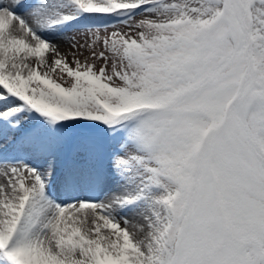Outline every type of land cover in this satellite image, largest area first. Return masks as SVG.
I'll use <instances>...</instances> for the list:
<instances>
[{"label":"snow or ice","instance_id":"6c2138e0","mask_svg":"<svg viewBox=\"0 0 264 264\" xmlns=\"http://www.w3.org/2000/svg\"><path fill=\"white\" fill-rule=\"evenodd\" d=\"M0 264H264V0H0Z\"/></svg>","mask_w":264,"mask_h":264},{"label":"rangeland","instance_id":"374dc122","mask_svg":"<svg viewBox=\"0 0 264 264\" xmlns=\"http://www.w3.org/2000/svg\"><path fill=\"white\" fill-rule=\"evenodd\" d=\"M111 30V29H110ZM122 31H127V29H121ZM67 50V48H66V45H61V51H66ZM85 55H86V53H85ZM97 66H99V62L97 63ZM41 71H43V69H41ZM54 78H55V76H54Z\"/></svg>","mask_w":264,"mask_h":264}]
</instances>
